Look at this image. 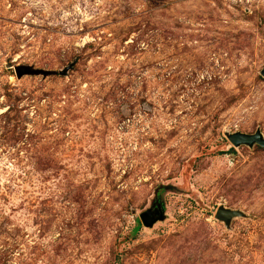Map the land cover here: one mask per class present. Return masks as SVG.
I'll return each instance as SVG.
<instances>
[{"label": "rangeland", "instance_id": "1", "mask_svg": "<svg viewBox=\"0 0 264 264\" xmlns=\"http://www.w3.org/2000/svg\"><path fill=\"white\" fill-rule=\"evenodd\" d=\"M257 133L264 0H0V264H264Z\"/></svg>", "mask_w": 264, "mask_h": 264}, {"label": "water", "instance_id": "2", "mask_svg": "<svg viewBox=\"0 0 264 264\" xmlns=\"http://www.w3.org/2000/svg\"><path fill=\"white\" fill-rule=\"evenodd\" d=\"M17 74L19 78H23L27 75H39L40 71H36L31 67H21L17 69ZM230 141L235 147H240L243 145L254 146L255 144H259L264 147V138L261 133H257L256 135H244V134H236L230 137ZM161 211V207H158ZM157 214L153 212V210L148 211L146 214L142 216V220L146 226L151 227L154 223H156L159 219H164V214L161 213L160 218H153V215ZM242 214L238 211L227 210L225 208H221L218 212V219L225 221L227 225H230L232 220Z\"/></svg>", "mask_w": 264, "mask_h": 264}]
</instances>
